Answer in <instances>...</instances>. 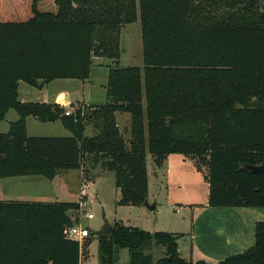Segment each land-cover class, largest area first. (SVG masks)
Here are the masks:
<instances>
[{"label":"trees","instance_id":"1","mask_svg":"<svg viewBox=\"0 0 264 264\" xmlns=\"http://www.w3.org/2000/svg\"><path fill=\"white\" fill-rule=\"evenodd\" d=\"M138 19L144 66L122 67L120 30ZM96 57L113 60L107 100L84 115L19 99L20 81L89 79ZM12 108L0 178L53 179L92 156L115 173L118 204L140 205L148 153L156 168L178 153L206 163L209 205L264 207V169L245 168L264 165V0H0V122ZM117 113L130 114L129 130ZM29 116L60 120L71 135H29ZM90 121L98 131L89 136ZM76 206L0 202V264H81V243L64 233ZM179 237L115 221L98 235L100 261L116 264L127 248L129 264H264V220L252 246L218 262L183 257ZM157 247L165 254L155 259Z\"/></svg>","mask_w":264,"mask_h":264},{"label":"rangeland","instance_id":"2","mask_svg":"<svg viewBox=\"0 0 264 264\" xmlns=\"http://www.w3.org/2000/svg\"><path fill=\"white\" fill-rule=\"evenodd\" d=\"M120 45V66H144L141 23L139 19L122 26L120 30ZM112 61V59L105 57L94 58V65L92 66L89 79H55L47 85L45 95L49 96L57 93V96L62 98L60 90L63 86H68L76 92L75 96L80 101L74 104H67L65 106L66 109H70L73 112L81 110L84 115L89 107L94 109L107 100L105 86L108 79L109 64L112 65ZM91 81L95 83L92 84ZM22 85L32 86L24 81H21ZM118 115L120 116L119 113ZM18 118V112L13 108L10 109L7 117L0 123V131L7 130L8 119L13 121ZM117 122L120 124V129L124 130L129 121L123 114ZM94 123L95 121H90L87 124L86 135L90 136L97 133L98 130L95 128ZM29 133L40 136H66L71 134L60 120L43 122L34 117L29 120ZM129 135V132H127L125 137L129 138ZM171 157L164 161L162 168L160 167L159 177H165V180L159 185H154L152 178L154 177L152 174L156 171L154 157L150 154L147 157V168L151 181V193L147 196V201L150 204H156L153 210L149 209L144 203L140 205L118 204L120 190L115 184V173L104 169L100 162L93 161L92 156L85 157L82 163V170L67 169L71 175L68 177H71V180H66L65 184H62L61 179L57 177L53 185L54 188L50 180L41 177L49 185L38 188L49 194L53 200L60 198V200L70 201L76 200L78 197L77 206L69 210L71 221L74 223L79 219L83 225L89 226L93 231L101 229L105 220H108L109 224L121 221L125 225L136 226L148 231H176V233L181 234L178 239L180 243L184 240L181 239L184 236L183 233L191 232L193 217L191 211H189L190 206L207 202L208 186L204 175L207 171V165L200 159L189 157L198 164V167L203 171L201 173L191 162L182 166L178 161L174 160L181 159L180 155L172 154ZM194 177H200L201 180H195ZM91 181L92 184H88ZM78 188H80L79 191ZM83 190H85V196H82ZM76 191H78V195L74 193ZM87 196L90 199L84 210L92 212L95 215L93 219H88L80 208V201L87 199ZM164 252L165 250L162 247L155 248V259L164 256ZM225 258L223 257V259ZM82 264H101L98 235L92 234L83 241ZM116 264H129V251L127 248L119 250Z\"/></svg>","mask_w":264,"mask_h":264},{"label":"crops","instance_id":"3","mask_svg":"<svg viewBox=\"0 0 264 264\" xmlns=\"http://www.w3.org/2000/svg\"><path fill=\"white\" fill-rule=\"evenodd\" d=\"M91 83L94 84L95 82L91 81ZM48 84L44 85L42 88H38L35 86L29 87L27 85L21 86V81H20L19 99L24 102L59 103L64 106H67V104H71V103L74 104L77 101H80V99H78L77 96H75L76 92L74 90H71L68 86H63L61 88L60 91L62 98L60 96H57V93L46 96L45 94ZM50 97H52L53 100H51L52 98L50 99ZM119 114L120 116L117 113V120H119V118L123 114H125L129 122L124 127V129L126 130L128 128L129 130L130 114L129 113H119ZM31 117L33 116H29L27 118V132L29 135H31L29 133V120H31ZM7 122H8V126L6 128L7 130L6 131L3 130L0 132L9 131L10 122H12V120L8 119ZM174 154H178V153H173V155ZM171 155L172 154H169L166 160H168V158L171 157ZM178 155L181 156V159H174V160L178 161L179 164L184 166L185 164L191 162L193 166L196 169H198L197 165L191 158L186 157L182 154H178ZM163 166H161V168ZM161 168L157 167L155 173L152 174L154 176L152 177L154 180V185H159L163 183L165 180V177H159V170ZM80 169L82 170V166L81 168H79V170ZM201 173L203 172L201 171ZM68 176L71 175L70 173H68L67 169H61L58 171L57 175L53 179H49L41 174L8 176V177L0 178V202L67 201V200H60V198H56L53 200L50 198L51 196L49 194L43 192L42 189L38 187L49 185L41 177L50 180L53 186L55 179L57 177L61 179L62 184H65L67 182L66 180L68 181L71 180V177ZM194 179L201 180L200 177H194ZM148 181H149V185H148L149 186L148 195H149L151 193V181L149 177V171H148ZM207 186H208V197H209L210 185L208 181H207ZM79 189L80 188H78V191ZM78 191L74 193L78 195ZM208 197H207V202H205L204 204H198V205L194 204L195 206L194 205L190 206L189 211H191V215L193 217L191 232L188 231L187 233H183L184 236H182L183 238L181 239L184 240L181 241L180 243L178 240L179 252L181 253V255L187 259H192V260L204 259L210 262H217L219 259H223V257H227L236 253L243 252L244 250L252 246L255 242L256 223L259 220H264V207L211 206L208 203ZM77 201H78V197L76 200H70V202H77ZM173 233H176V231ZM188 236H190L189 237L190 239L188 238ZM81 249L83 251V241L81 242ZM82 261H83V253L81 254V264Z\"/></svg>","mask_w":264,"mask_h":264},{"label":"built area","instance_id":"4","mask_svg":"<svg viewBox=\"0 0 264 264\" xmlns=\"http://www.w3.org/2000/svg\"><path fill=\"white\" fill-rule=\"evenodd\" d=\"M74 112L70 109H66L65 114L66 115H71ZM88 184H92V181L89 182ZM85 190H83L82 196H85ZM89 196H87V199H83L80 201V208L83 210V214L88 218V219H93L95 218V215L92 212L85 211L84 207L88 205L89 202ZM93 230L89 226L83 225L79 219L76 220L72 225L67 226L64 229V233L67 237L71 239L78 240L80 243L84 241L85 239L89 238L92 235Z\"/></svg>","mask_w":264,"mask_h":264},{"label":"water","instance_id":"5","mask_svg":"<svg viewBox=\"0 0 264 264\" xmlns=\"http://www.w3.org/2000/svg\"><path fill=\"white\" fill-rule=\"evenodd\" d=\"M245 168H247L248 170H250L251 172L257 173L260 172L264 169V165H251V164H247L245 166ZM142 201L145 205H147V207H149V209L153 210L156 207V204H150L146 198H142ZM111 231V224H109L108 220H105L104 225L101 229L95 231V234L100 235V234H107Z\"/></svg>","mask_w":264,"mask_h":264}]
</instances>
